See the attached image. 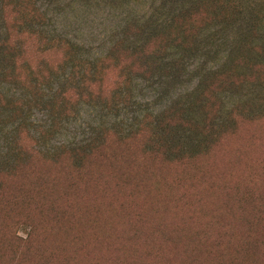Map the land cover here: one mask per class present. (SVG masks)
<instances>
[{"label": "rangeland", "instance_id": "374dc122", "mask_svg": "<svg viewBox=\"0 0 264 264\" xmlns=\"http://www.w3.org/2000/svg\"><path fill=\"white\" fill-rule=\"evenodd\" d=\"M233 111L236 134L205 157L169 160L229 131ZM256 116L264 0H0V264H73L48 245L79 231L91 198L92 215L124 206L118 217L136 226L159 212L180 244L192 235L242 258L247 230L264 229Z\"/></svg>", "mask_w": 264, "mask_h": 264}, {"label": "trees", "instance_id": "16d2710c", "mask_svg": "<svg viewBox=\"0 0 264 264\" xmlns=\"http://www.w3.org/2000/svg\"><path fill=\"white\" fill-rule=\"evenodd\" d=\"M200 87L201 84L196 91L198 89L201 90ZM234 114L235 112L233 111L231 113L230 130H223L221 132L217 131L216 137H213L211 141L207 143V147L205 149L189 154L184 153L180 156L169 158V160H191L197 157L207 156L221 140L229 136L227 134H236L235 130L238 124ZM258 116L247 120L259 121L264 117ZM141 130L142 129H140L137 133L140 134L142 132ZM137 133L133 134V136L136 137ZM135 137H130V139ZM103 146L104 145H101L100 147L102 148ZM94 149L98 148L96 147ZM98 151L99 150H96L95 153ZM153 152L162 154L159 150H148V153L155 154ZM92 158L93 156H90L87 157L86 160H91ZM97 202L98 200L95 198L88 200L86 203L87 207H85L81 215L76 217L77 219L74 222L79 230L77 233L72 235L65 234L66 239L59 235L60 238H57L55 244L50 242L52 245L48 246L56 247L55 250H60L63 253L61 257L54 258L52 260L64 263L72 262L73 264H259V254L264 249L258 250L257 248V246L261 244L264 247V229H261L259 233L251 232V234L250 231L247 230L245 233V235H247V242L251 241L248 245L249 249L245 251V254H242V258H239L237 255L232 262V258L225 259L223 256L217 257V254L212 255L205 252L202 245L198 244L192 235H189L190 238H187L188 242L183 245L180 244V237L183 235V232L180 231L177 233L178 229L176 231L168 230L166 226L168 221L165 218V214L158 212L159 215H152L150 212L147 219L141 215V217L137 220L136 226H134L129 223L124 224L122 217H118L120 214L124 215L128 212V210L124 209V206L121 207V210L120 206H116L114 204L104 205L100 211V217L97 216L100 207L92 215V208ZM54 204L55 203L50 202L47 205L49 212L55 211ZM151 206L158 207V205H155L152 202ZM115 211L117 212L116 214H114ZM155 211H160V209H153V212ZM145 212L149 211L145 210ZM108 216L110 217L107 218ZM139 216L140 215L137 217ZM153 216L154 222L157 224V229L161 227L159 230L160 234H157V236L154 231L151 232L146 228V226H150L147 224L151 221L150 219ZM239 219L242 222L248 221V216L239 217ZM170 229L174 230V228ZM51 235L55 237V234ZM34 237L35 231L33 228H30L29 234H27L28 240L24 243L31 246ZM44 238H46V236ZM63 240L65 242H62ZM163 244H165L164 248ZM150 248L157 249V252L154 251L152 257L148 258V256H145L144 254ZM158 248H160V252H158ZM136 249L140 250L138 251L139 254H136ZM50 252L51 251L42 253L44 261L50 257ZM184 259H186V262ZM45 264L49 263L46 262Z\"/></svg>", "mask_w": 264, "mask_h": 264}]
</instances>
